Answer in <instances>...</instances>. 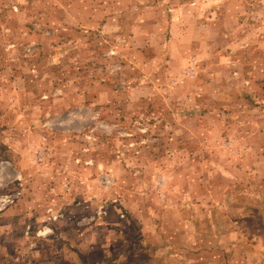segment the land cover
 <instances>
[{
	"label": "rangeland",
	"instance_id": "obj_1",
	"mask_svg": "<svg viewBox=\"0 0 264 264\" xmlns=\"http://www.w3.org/2000/svg\"><path fill=\"white\" fill-rule=\"evenodd\" d=\"M263 184L264 0H0V264L213 247Z\"/></svg>",
	"mask_w": 264,
	"mask_h": 264
},
{
	"label": "crops",
	"instance_id": "obj_2",
	"mask_svg": "<svg viewBox=\"0 0 264 264\" xmlns=\"http://www.w3.org/2000/svg\"><path fill=\"white\" fill-rule=\"evenodd\" d=\"M189 9V7L180 6L177 3L170 5L167 9V16L170 17V25L181 24V30L189 27L190 20L187 19V15L190 16ZM215 14L216 17L214 16V19H212L214 21H199L198 24L200 23L202 28H206V25L220 29L227 28L225 21L220 20L221 13L218 12ZM173 35L176 37L175 34ZM255 194H257L256 199L251 197L250 200H247L246 206L244 207L246 212L237 210L236 216H231L229 221L223 219L216 226V234H214L213 239L216 242L218 238V241L215 246H199L201 249L194 247L195 250L198 249L197 251H191L185 248V245H182L178 249L179 247L173 245L172 242L170 244L166 243L165 246L161 247L149 246L148 250H151L153 257L150 256L148 259L141 257L137 261L134 260L133 263L151 264L152 261L156 260L154 264H255V251L246 248L245 245H254L259 242L264 244V184L259 190H256ZM226 200L231 202L228 198ZM238 204L243 203L235 201L232 205ZM156 220H160V218H156ZM66 245L70 248L68 251H66L65 247L63 248V252L65 253L61 256V262L58 264H76L75 262H71L69 257L72 253V246L69 243H66ZM129 249L130 247L126 250L124 249L125 252L123 253H127ZM213 250L218 252V256H206V254H214ZM260 253L264 255V253ZM262 255H256L259 256L258 258H260L259 260L261 262L264 260ZM251 260L253 262L250 263Z\"/></svg>",
	"mask_w": 264,
	"mask_h": 264
},
{
	"label": "built area",
	"instance_id": "obj_3",
	"mask_svg": "<svg viewBox=\"0 0 264 264\" xmlns=\"http://www.w3.org/2000/svg\"><path fill=\"white\" fill-rule=\"evenodd\" d=\"M190 73L193 74V71H190ZM105 180L107 183H110V179L108 177Z\"/></svg>",
	"mask_w": 264,
	"mask_h": 264
},
{
	"label": "trees",
	"instance_id": "obj_4",
	"mask_svg": "<svg viewBox=\"0 0 264 264\" xmlns=\"http://www.w3.org/2000/svg\"><path fill=\"white\" fill-rule=\"evenodd\" d=\"M130 252V249L127 251V253H129Z\"/></svg>",
	"mask_w": 264,
	"mask_h": 264
}]
</instances>
